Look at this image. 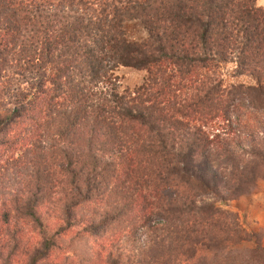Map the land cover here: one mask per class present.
<instances>
[{"label":"trees","instance_id":"obj_1","mask_svg":"<svg viewBox=\"0 0 264 264\" xmlns=\"http://www.w3.org/2000/svg\"><path fill=\"white\" fill-rule=\"evenodd\" d=\"M0 96V264H264L227 207L264 179L255 0H0Z\"/></svg>","mask_w":264,"mask_h":264},{"label":"rangeland","instance_id":"obj_2","mask_svg":"<svg viewBox=\"0 0 264 264\" xmlns=\"http://www.w3.org/2000/svg\"><path fill=\"white\" fill-rule=\"evenodd\" d=\"M255 4L264 8V0H255ZM125 35L129 40H136L144 36V31L137 22H129L124 26ZM222 80L224 84L233 82L251 83V79L246 75L232 76V64L228 63L221 65ZM146 71L144 69H137L129 66H118L112 71L113 80L115 81L116 90L124 95H132L145 80ZM16 84V78L13 80ZM1 97V96H0ZM234 118V114L231 113ZM10 184H13L15 176L12 174L7 175ZM15 185V184H14ZM0 195H5L0 189ZM6 198L0 196V199ZM228 208L232 209L238 215L240 221H243L245 226L264 229V179L259 180L255 189L247 195L240 196L234 200L229 201ZM98 218V216H95ZM152 222H158L157 216L152 215ZM150 220V222H151ZM27 222V220H26ZM143 237H141L142 239ZM95 239L94 236L81 239L79 247L85 249L90 246V243ZM143 240V239H142Z\"/></svg>","mask_w":264,"mask_h":264}]
</instances>
